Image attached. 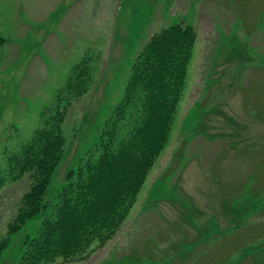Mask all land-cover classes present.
Listing matches in <instances>:
<instances>
[{"label":"rangeland","instance_id":"rangeland-1","mask_svg":"<svg viewBox=\"0 0 264 264\" xmlns=\"http://www.w3.org/2000/svg\"><path fill=\"white\" fill-rule=\"evenodd\" d=\"M175 23L196 38L165 148L116 234L52 264H264V0H0V168L60 108L53 203L102 153L134 60ZM10 179L0 241L31 186ZM22 236L0 264H23Z\"/></svg>","mask_w":264,"mask_h":264},{"label":"trees","instance_id":"trees-1","mask_svg":"<svg viewBox=\"0 0 264 264\" xmlns=\"http://www.w3.org/2000/svg\"><path fill=\"white\" fill-rule=\"evenodd\" d=\"M195 38L191 26L175 23L147 42L106 124L102 153L69 172L53 203L46 197L64 150L60 108L10 157L8 170L0 168V188L7 178L31 179L0 241V256L23 235V264L84 258L94 242L104 245L116 234L169 140ZM6 42L0 34V47Z\"/></svg>","mask_w":264,"mask_h":264}]
</instances>
